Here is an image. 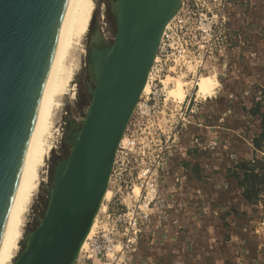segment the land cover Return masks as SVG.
Listing matches in <instances>:
<instances>
[{"label":"rangeland","instance_id":"1","mask_svg":"<svg viewBox=\"0 0 264 264\" xmlns=\"http://www.w3.org/2000/svg\"><path fill=\"white\" fill-rule=\"evenodd\" d=\"M183 2L196 15L203 8L213 25L218 22L204 42L188 41L185 52L195 76L215 72L218 83L205 99L197 97L196 87H187V96H193L183 121L185 107L179 110L171 98L165 100L160 83L152 89L157 92L150 111L139 118L135 107L125 141L117 147L106 209L99 213L94 232H112L113 253L100 255L98 262L90 248L74 264H264V0ZM115 4L95 0L82 49L75 50V92L62 99L54 116L57 141L42 168L12 264L43 217L55 169L68 157L73 133L87 113L95 80L88 52L112 45ZM185 61L181 68L157 67L160 80L183 75L188 83L195 82ZM244 106L253 119L245 115ZM134 121L136 145L126 155L118 154L129 142L126 135ZM255 139L261 149L255 148ZM127 208L134 210L135 221L116 223ZM130 228L135 236L126 235ZM83 254H93V259L86 263Z\"/></svg>","mask_w":264,"mask_h":264},{"label":"water","instance_id":"2","mask_svg":"<svg viewBox=\"0 0 264 264\" xmlns=\"http://www.w3.org/2000/svg\"><path fill=\"white\" fill-rule=\"evenodd\" d=\"M70 0H0V244L53 69ZM180 0H116L110 47L88 52L94 88L38 226L13 264H73L107 188L121 136Z\"/></svg>","mask_w":264,"mask_h":264},{"label":"bare ground","instance_id":"3","mask_svg":"<svg viewBox=\"0 0 264 264\" xmlns=\"http://www.w3.org/2000/svg\"><path fill=\"white\" fill-rule=\"evenodd\" d=\"M95 9V0H70L66 9L62 33L53 69L37 119L32 144L23 170L7 228L0 244V264H12V260L15 258V252L18 250L19 243L22 240L25 217L29 210L30 204L32 203V199L35 194L34 192L38 189L42 181V168L44 167L45 161L48 158L50 152L55 148V143L57 141L56 134L58 129L54 126V116L62 106V99L67 95H74L75 89L71 82L79 66V55L75 56V50L78 47H81V41L89 31ZM182 10H184V2L183 0H180L178 9L172 18L165 24L163 32L161 33L156 54L149 72L147 73L146 81L141 90L139 98H141L143 95H147L151 91L150 80L153 77L152 71L154 68V63L157 60L158 50L163 42L164 35L167 33V30L175 24V21ZM185 62L187 65V70L191 72L193 71L195 75V69L191 63L189 61ZM160 83L163 85V89L166 93L165 100H170L171 98L174 102L182 103L186 99L188 92L187 87L189 85L191 89L196 87V95L198 98L200 97L205 99L212 95L218 81L216 73L213 72L209 75L198 74L196 76L195 82L193 83H188L185 81L183 75L179 77L166 76L164 79L160 80ZM137 105H139V99L135 107ZM124 141L125 137L122 134L119 144L123 143ZM108 196L109 190L107 184V188L101 198L98 210L91 222L90 228L80 244L74 263L79 260L83 251L89 250L90 248L91 251H94V245L92 246V244L93 239L98 236V233L94 234L98 223V216L99 213H102L103 211L105 212L106 207L104 201ZM112 253L110 255H112Z\"/></svg>","mask_w":264,"mask_h":264},{"label":"built area","instance_id":"4","mask_svg":"<svg viewBox=\"0 0 264 264\" xmlns=\"http://www.w3.org/2000/svg\"><path fill=\"white\" fill-rule=\"evenodd\" d=\"M189 3L185 4L184 10L180 12V14L177 17V20L175 21V24L171 26L168 30L167 33L164 35L163 42L158 50L157 54V60L154 63V68H153V77L150 80V92L143 96L141 98V103L138 105V108L135 112V115L138 116L139 118H142L143 115H145L148 111H150L151 107V99H154V94L157 92V90H153L156 87H158V84L160 83V77L157 75V67H160L161 70H165L166 65L169 64L174 67H182L184 65L185 57H186V50H187V42L189 41L190 43H195L199 44L201 42H204L206 38L210 37V32L212 31L213 27H216L217 23L213 25V20L212 17L208 15L207 12L203 11V8L200 9V12L196 14L193 13V11L190 10V6L188 5ZM190 13H193L192 17ZM189 30V35L187 38H185L186 33ZM171 67H168L170 69ZM192 81L195 80L196 76H192ZM161 84V83H160ZM161 93L164 91L163 85L161 84L159 89ZM193 96V92L189 94V96L186 97V99L182 103H177L172 101L173 106L175 108L179 105V110H182V107H185L184 112L181 114L183 118H181V121L185 119V113L188 108V106L191 103ZM163 107L165 106V103L162 104ZM154 107V105H153ZM180 121L178 122V124ZM136 126L137 123L135 124L132 123L131 128L128 129V134L126 137L128 138L129 142H127L125 145H121L118 151V154H127L128 151H130L135 145H136ZM118 156V155H117ZM117 163V158L114 161V165L111 171L114 170L115 165ZM135 213L134 210L128 209L122 213L121 215H117L115 222H123L126 223L127 219H129V222L135 221ZM127 231V230H126ZM110 233V234H109ZM105 232L104 230L100 232V236H97L93 239V244L94 245V250L95 253L94 255L97 256L98 262H99V256L102 255L101 257H107V254L112 253V248L114 246L113 242V237H112V232ZM118 231L116 230V234ZM136 235V231H133L132 228L129 229L126 235L131 236V235ZM101 238H104L101 240ZM131 238V237H130ZM130 238H127V242H130ZM102 243V244H101ZM84 257V262H88L91 259H93V254H89L87 257L86 255L83 254ZM91 258V259H89ZM99 264V263H98ZM101 264H105L104 262Z\"/></svg>","mask_w":264,"mask_h":264},{"label":"trees","instance_id":"5","mask_svg":"<svg viewBox=\"0 0 264 264\" xmlns=\"http://www.w3.org/2000/svg\"><path fill=\"white\" fill-rule=\"evenodd\" d=\"M257 109V108H256ZM255 112V110H251V114H253ZM262 119H264V115L261 114ZM253 144L255 146L256 149H261L260 144L257 142V139L253 140Z\"/></svg>","mask_w":264,"mask_h":264},{"label":"crops","instance_id":"6","mask_svg":"<svg viewBox=\"0 0 264 264\" xmlns=\"http://www.w3.org/2000/svg\"><path fill=\"white\" fill-rule=\"evenodd\" d=\"M249 109H250L249 107L244 106V110H245V112H246L245 115H247V116H249V118L253 119V117L250 116L249 113H248V110H249ZM261 111H263V110L261 109ZM255 118H257V117H255Z\"/></svg>","mask_w":264,"mask_h":264}]
</instances>
